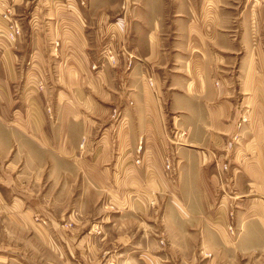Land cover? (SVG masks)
Segmentation results:
<instances>
[{
  "label": "crops",
  "instance_id": "1",
  "mask_svg": "<svg viewBox=\"0 0 264 264\" xmlns=\"http://www.w3.org/2000/svg\"><path fill=\"white\" fill-rule=\"evenodd\" d=\"M88 1L87 13L84 0H50L14 44L0 39L2 178L23 163L38 166L41 177L31 176L45 194L136 197L130 210L141 220L129 228L127 262L101 251L95 228L78 237V264H263L260 9L246 15L230 0H136L120 15L117 0ZM41 79L43 92L35 88ZM53 163L74 167L76 187L69 171L51 184ZM149 240L156 254L145 251Z\"/></svg>",
  "mask_w": 264,
  "mask_h": 264
},
{
  "label": "rangeland",
  "instance_id": "2",
  "mask_svg": "<svg viewBox=\"0 0 264 264\" xmlns=\"http://www.w3.org/2000/svg\"><path fill=\"white\" fill-rule=\"evenodd\" d=\"M61 1L66 2V0ZM134 1L136 0H117V6L122 7V9L118 8V12L121 10L119 14L123 15L130 11ZM13 2L17 3L15 10ZM49 2L50 0H4V4L0 6L2 43L11 45L16 42H11L4 30L8 21L3 19L2 14L6 9L11 10L12 13L14 10L15 14L9 17L11 22L17 23L21 30L29 31L33 27L32 13L34 12V18L44 17L50 9ZM88 2L84 0V4L81 3V7H84L86 12L89 7ZM229 8L236 12L245 11L246 15L256 13L260 9L264 17V0H230ZM4 166L0 164V264H78L75 260L80 253L77 248L78 237H81L84 232L85 235L91 234V230L95 228H97L96 233H101L97 236L99 239L95 241L101 251H112L113 254L115 251L120 258V263L127 262L124 253L132 248L131 245H126L129 228H132V225H139L138 221L141 220L139 212L135 209L130 210L132 200L135 201L136 197H125L124 200L120 199L123 197H119L121 200L119 201L114 196L102 193L86 196L58 193H46V195L41 190L44 182H36L39 179L31 176L36 174L41 177L38 166L35 169V165L18 164L7 180L2 178ZM50 169H52L51 173H47V176L53 177L50 180L53 181L51 184L61 181L64 171L70 173L69 187H71L70 184L75 183L73 177L76 174L71 165L53 163ZM40 173L43 175L44 169ZM50 181L48 183L53 188L52 191H58L55 185H50ZM73 186L76 187V184ZM60 191L62 190L59 189ZM167 202L166 199L163 201L164 204ZM12 203L17 204L19 211L13 210ZM136 203L139 205V201ZM45 220L48 226L44 223ZM84 221H91L90 226L82 228L83 224L80 222ZM148 221L151 222V220ZM70 222H73L74 226L68 227L67 232L62 226L66 227ZM104 236L106 238L102 240ZM149 242V249L145 251L156 254V243ZM135 246H137L135 250L143 249L140 245ZM120 253H122L121 256H119ZM155 262L156 260L151 259L142 260L144 264ZM261 262L264 264V261ZM200 263L198 261V264ZM111 264H117V262Z\"/></svg>",
  "mask_w": 264,
  "mask_h": 264
},
{
  "label": "built area",
  "instance_id": "3",
  "mask_svg": "<svg viewBox=\"0 0 264 264\" xmlns=\"http://www.w3.org/2000/svg\"><path fill=\"white\" fill-rule=\"evenodd\" d=\"M82 4H84V2H82ZM3 16V19H6L8 21V24L6 27H4V30L6 32V36L7 38L11 41V42H15L17 40L18 37H20L21 35V29L20 27L18 26L17 23L15 22H11V20H9V17L12 16V12L11 10L9 9H6V11L2 14ZM3 30L2 27H0V32ZM59 42L56 43V46H59ZM105 55H106V59L111 63V64H116V57L114 55V53L112 52L111 49H106L105 51ZM94 69H96L97 67L94 66L93 67ZM146 82L147 84L149 85V87L151 89H153L154 91H156V84H155V79L154 77L149 74L147 76V79H146ZM45 84H44V81L41 79L37 85H35V88L39 91V92H43L44 89H45ZM122 123V120H120V124ZM85 139L83 140V143H82V147L84 146V143H85ZM139 152H141V148L138 149ZM141 164V161L140 160H137L136 161V165H140ZM165 168H166V171L170 174V176H174V172L176 171V168H174V164L172 163V160L169 159L166 161V164H165ZM223 170L226 172L229 170V167L228 165H224L223 167ZM150 206L152 207H155L156 206V200L155 199H151L150 202H149ZM230 232L232 234H234V230L232 227H230Z\"/></svg>",
  "mask_w": 264,
  "mask_h": 264
}]
</instances>
